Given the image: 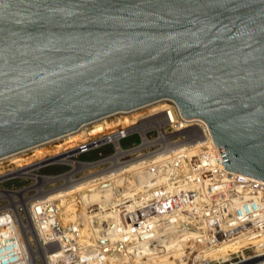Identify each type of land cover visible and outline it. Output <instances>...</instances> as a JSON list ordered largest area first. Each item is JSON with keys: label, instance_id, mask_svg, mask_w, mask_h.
<instances>
[{"label": "water", "instance_id": "1", "mask_svg": "<svg viewBox=\"0 0 264 264\" xmlns=\"http://www.w3.org/2000/svg\"><path fill=\"white\" fill-rule=\"evenodd\" d=\"M163 99L264 181V0H0V158Z\"/></svg>", "mask_w": 264, "mask_h": 264}, {"label": "built area", "instance_id": "2", "mask_svg": "<svg viewBox=\"0 0 264 264\" xmlns=\"http://www.w3.org/2000/svg\"><path fill=\"white\" fill-rule=\"evenodd\" d=\"M162 101L166 102L162 108L128 112L132 116L122 125L103 129L92 122L81 125L76 141H68L42 161L41 167L58 166V172L40 174L36 171L40 163L3 172L0 183L14 179L29 183L0 187V264H84L80 223L67 216L62 227L54 224V214L64 209L56 206L53 195L82 193L87 185L112 190L102 207L91 203L85 214L91 221L107 219L104 224L115 219V230L128 226L135 236L122 230L127 234L123 239L130 237L137 252L144 248L153 253L163 244L174 248L183 241L178 264H250L233 246L248 229L264 226V181L225 170L205 123L183 119L171 100ZM107 146L110 151L98 157L79 158ZM77 216L75 212L73 218ZM37 223L50 228L41 236ZM97 243L88 249L98 251ZM215 243L227 249L220 261L212 262L205 251ZM89 253V258L96 255ZM143 255L138 252L136 257Z\"/></svg>", "mask_w": 264, "mask_h": 264}, {"label": "bare ground", "instance_id": "3", "mask_svg": "<svg viewBox=\"0 0 264 264\" xmlns=\"http://www.w3.org/2000/svg\"><path fill=\"white\" fill-rule=\"evenodd\" d=\"M161 102L162 100H158V101L143 105L141 107H138L136 109H140L146 106H150V107L160 106L162 108L163 106H165L164 104L165 102L164 103L163 102L161 103ZM136 109H133V110H136ZM126 112H130V111H126ZM116 113L121 114L124 112H116ZM116 113H112V114H116ZM112 114H109V115H112ZM107 116H104L92 122L93 123L97 122L96 125L102 129L106 128L108 127V123H106L104 119ZM192 120H197V119H192ZM80 128H78L76 131L72 133H68L64 135V137L62 138L72 139L73 137H76V136L78 138V136L80 135ZM48 142L50 143V141ZM46 143L47 142L39 144V145H35L31 148H38V146H43ZM17 153H13L6 157L9 158L11 156H14ZM110 190H112V187L103 188L101 186L94 187V186L87 185L82 193H78L76 191H72V192L63 191L60 193H55L53 195V199L57 198L56 206L58 207L62 206L63 207L62 209H64L63 211L59 210L57 213L54 214V217L56 219V222H54V224L58 227H62V225L65 223L64 219L67 216H71V218H69L70 220L72 221L77 220L80 223L81 229H80L79 235H81V241H80L82 243L81 255H82V259L85 261L84 264H97V262L98 264H125V263L127 264H178V262L181 260V256H179L178 253H183L185 250L182 246H180L184 244L183 241H180L179 242L180 245L177 244L174 246V248H171V247L166 248L165 244L161 246L159 245V247H156V248L154 247L155 251L153 253L147 252L146 249L144 248H140L138 252L144 255L140 257L139 259L136 257L138 255V252H137L138 247H136V244H130L129 242L130 237H134L135 233L134 232L131 233L129 231L128 226L122 227L121 225H119L120 229L115 230V225H117L115 219L110 221L108 224H104V222H108L107 219L106 220L95 219L91 221L88 218V215L85 214L86 208L91 203H95L99 207H102L103 202L107 199L108 191ZM106 206L107 205L103 206V208H105ZM75 212L78 213V216L73 218V214ZM97 213L98 211L96 210V214ZM112 216L114 218L115 214L113 213ZM227 217H228V213L225 214L224 218H227ZM37 224H38L37 229L41 236L45 234L44 230H47L50 228V226H47L46 223H44L43 225H40L39 223ZM122 230L126 231L130 235V237L123 239V237H127L126 236L127 234L126 235L122 234L121 232ZM95 240H98V241H95ZM185 241L188 242V239H185ZM95 242H98L96 246L98 251L94 249H88V247L92 246ZM169 244L171 245V242H169L168 245ZM223 245L224 244L222 243H215L209 246V248H207L205 251V255L207 257H210V259L213 260L212 262L220 261L221 260L220 256H224L225 255L224 251H226L227 249V248H221L223 247ZM261 245H264V226L262 225L260 228L257 227L253 229H248L245 232V236L241 239V241H236L233 247L235 249H241V251L244 252L246 250H250V248L252 249V248H255ZM89 251L96 253V255H94V257L92 258L87 257L90 255ZM97 256H100L98 260H96ZM244 258L248 259L250 264L253 262H257L258 264H264V251L260 253L252 254V255H247ZM49 259L52 260L50 256H49ZM135 260H137V262H135Z\"/></svg>", "mask_w": 264, "mask_h": 264}, {"label": "rangeland", "instance_id": "4", "mask_svg": "<svg viewBox=\"0 0 264 264\" xmlns=\"http://www.w3.org/2000/svg\"><path fill=\"white\" fill-rule=\"evenodd\" d=\"M131 116H132V114H130V113L128 114V112H124L121 114L116 113V114H112V115L105 117L104 121L106 123H108V126L114 127V126L122 125V124L126 123V119L127 120L130 119ZM98 123H100V122H98ZM91 124H97V122H94V123L92 122ZM77 139H78L77 136L73 137L72 139H67V138H64V139L60 138V139H56V140L54 139V140L50 141V143L47 142L43 146H38V148H31L30 147L28 149L22 150V152L19 151L14 156H11L9 158H4L3 160L1 159L0 160V176L4 175L5 173H3V172H5V170H7V169H11V168L14 169V168H18V167H23L26 164H27L26 166H30V165L35 164V163H40L39 164L40 167H38V169H36V171L40 174L47 175V174H53L55 172H58V171H60V167H58V166L45 165V166L41 167V164L43 163L42 161L44 159H46L50 154L58 152L60 148H63L65 145L69 144V143H67L68 141L74 142ZM132 141L135 142L136 141L135 138H133ZM123 143H124V141H122V144ZM39 147H41V148H39ZM109 151H110V146H107V147L100 149V150H94V151H91L89 153L82 154L81 156H79V158L83 159V160L84 159L89 160V159H93L95 157H98L99 156L98 153L103 154V153L109 152ZM5 177H6V175L2 178H5ZM28 183H29V180L14 179L11 181L1 182L0 187H4L6 189L17 188V187L27 185ZM263 251H264V245H261V246L252 248L250 250L244 251V253L242 255H244V257H245L247 255L260 253Z\"/></svg>", "mask_w": 264, "mask_h": 264}]
</instances>
